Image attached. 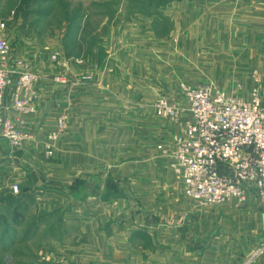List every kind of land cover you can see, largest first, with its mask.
<instances>
[{"label": "crops", "instance_id": "1", "mask_svg": "<svg viewBox=\"0 0 264 264\" xmlns=\"http://www.w3.org/2000/svg\"><path fill=\"white\" fill-rule=\"evenodd\" d=\"M153 2L159 13L122 14L112 23L100 15L84 63L29 62L41 76L37 112L10 116L22 118L34 139L19 150L0 140V213L12 215L0 227L8 229L3 263L264 264V254L252 258L264 244V207L251 194L240 206L187 199L170 169L182 129L151 107L160 97L183 104L181 84L248 98L254 71L264 89V0ZM166 18L173 28L161 36L157 24ZM222 21L242 23L247 33L232 43L237 34L219 32ZM63 73L71 82L75 73L94 80L53 81ZM64 111L67 131L47 157ZM37 239L32 257L18 249Z\"/></svg>", "mask_w": 264, "mask_h": 264}, {"label": "built area", "instance_id": "2", "mask_svg": "<svg viewBox=\"0 0 264 264\" xmlns=\"http://www.w3.org/2000/svg\"><path fill=\"white\" fill-rule=\"evenodd\" d=\"M50 61L59 65L60 54L53 53ZM73 79L71 82L63 73L54 76L53 81L67 85L94 80L92 75L78 73ZM252 79L254 86L248 98L228 94L212 85L196 88L181 84L183 104L160 97L151 105L157 117L182 129L173 137L175 151L171 154L170 169L180 180L185 197L197 205L233 201L240 206L247 203L251 194L264 207V89L257 71L252 73ZM40 80L29 61L13 56L10 41L0 37V140L6 141L12 150L22 149L34 139L24 129L23 119L10 116V112H37ZM67 128L68 113L64 111L48 137L47 157H52L53 144ZM157 149L168 154L163 144ZM12 191L18 194L19 186L14 184ZM263 254L264 244L252 258Z\"/></svg>", "mask_w": 264, "mask_h": 264}, {"label": "rangeland", "instance_id": "3", "mask_svg": "<svg viewBox=\"0 0 264 264\" xmlns=\"http://www.w3.org/2000/svg\"><path fill=\"white\" fill-rule=\"evenodd\" d=\"M153 1L0 0V37H5L10 41L13 55L18 54L20 57L28 59L32 64L38 62L39 56L43 57L44 62H48L55 52L60 54L61 63H84L86 52L92 49V43L98 37L99 33L95 30L101 21L100 15H106L105 17L110 20L108 23H112L122 14H131L132 12L147 15L159 13L158 9L161 7ZM88 15L89 18L87 19ZM86 20L88 29L83 32L80 27ZM162 20L163 22L157 24V32L164 36L172 30L173 22L170 18ZM241 24L218 22V25H221L219 32L226 33L225 31H230L232 28L233 33L237 34L231 38L233 43L238 40L240 33L246 31L245 27H241ZM247 24L249 25L248 28L252 29L253 26L250 23ZM101 34L104 35L103 31ZM226 44H228V40H226ZM32 47L35 50L34 53L32 50L30 51ZM31 56L34 57L31 59ZM185 73H188L187 70ZM1 196L2 189L0 190V201H2ZM11 216V212L0 213V222L8 223V218L10 219ZM28 220L31 221L30 215H28ZM29 229L32 231L31 227ZM7 235L8 231L5 230V238L0 239V264H2V257L5 255L1 248V241H6ZM37 242L38 239L34 240L33 243L36 245L31 248L19 247L18 249L24 251L26 256L32 257L31 255L37 253Z\"/></svg>", "mask_w": 264, "mask_h": 264}, {"label": "trees", "instance_id": "4", "mask_svg": "<svg viewBox=\"0 0 264 264\" xmlns=\"http://www.w3.org/2000/svg\"><path fill=\"white\" fill-rule=\"evenodd\" d=\"M16 202H17V201L14 200V201L12 202V204H14V203H16ZM16 204H17V203H16ZM3 224L7 225V223H3ZM0 227H1V222H0ZM5 230L8 231V229H7L6 226L4 227V233L1 232L0 239H3V236H4V234H5ZM0 231H1V230H0ZM2 235H3V236H2ZM1 243H3V241H1ZM2 264H5V263H3V259H2Z\"/></svg>", "mask_w": 264, "mask_h": 264}]
</instances>
